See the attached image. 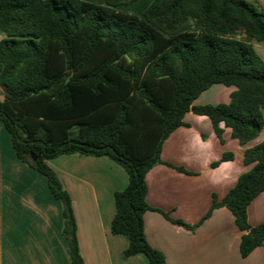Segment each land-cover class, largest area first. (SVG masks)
Listing matches in <instances>:
<instances>
[{"label":"trees","instance_id":"obj_1","mask_svg":"<svg viewBox=\"0 0 264 264\" xmlns=\"http://www.w3.org/2000/svg\"><path fill=\"white\" fill-rule=\"evenodd\" d=\"M136 1L0 0V122L17 158L60 202L71 264H83L75 217L48 159L106 155L121 165L128 181L113 193L110 222L127 240L121 256L143 253L149 264H165L143 229V213L154 209L145 175L163 162V141L188 110L206 115L220 140V122L239 144L264 128V60L253 46L264 41V8L249 0H152L140 15L120 8ZM213 83L235 87L229 102L192 105ZM243 160L254 164L220 201L213 196L200 222L225 206L246 256L264 244V221H247L248 204L264 190V140Z\"/></svg>","mask_w":264,"mask_h":264},{"label":"crops","instance_id":"obj_2","mask_svg":"<svg viewBox=\"0 0 264 264\" xmlns=\"http://www.w3.org/2000/svg\"><path fill=\"white\" fill-rule=\"evenodd\" d=\"M253 46L264 60V41ZM234 89L213 83L192 105L227 103ZM183 122L163 141V162L145 175V199L154 208L143 213L145 239L163 252L165 264H264V244L240 255L242 231L225 206L213 208L200 222L213 196L220 201L238 176L253 166V162H244L243 153L264 140V128L252 140L239 144L222 122L220 140L206 115L188 110ZM228 153L231 156L222 159ZM47 163L70 196L83 264H149L143 253L123 258L127 240L110 230L113 193L128 181L121 165L106 155L77 153L60 154ZM161 211L193 229L172 222ZM247 221L251 226L264 221V190L248 204ZM62 223L61 204L51 194L46 178L17 158L0 122V264H71Z\"/></svg>","mask_w":264,"mask_h":264},{"label":"rangeland","instance_id":"obj_3","mask_svg":"<svg viewBox=\"0 0 264 264\" xmlns=\"http://www.w3.org/2000/svg\"><path fill=\"white\" fill-rule=\"evenodd\" d=\"M89 1V0H87ZM152 0H137L130 6L120 7L122 10L140 15ZM254 2L259 8H264V0H249Z\"/></svg>","mask_w":264,"mask_h":264}]
</instances>
